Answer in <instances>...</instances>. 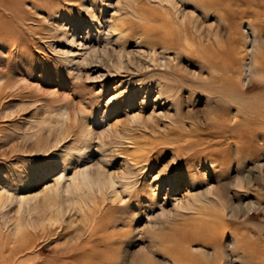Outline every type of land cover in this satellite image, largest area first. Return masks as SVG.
I'll list each match as a JSON object with an SVG mask.
<instances>
[{
  "label": "rangeland",
  "instance_id": "374dc122",
  "mask_svg": "<svg viewBox=\"0 0 264 264\" xmlns=\"http://www.w3.org/2000/svg\"><path fill=\"white\" fill-rule=\"evenodd\" d=\"M147 1L136 0L164 14L158 0ZM171 1L178 8L175 21L186 23L189 18L184 15L191 12L194 19L201 16L205 29L212 26L213 42H225L232 34L242 40L243 30L250 33L246 20L251 18L256 31L264 35V16L257 19L250 13L255 0H163L172 11ZM1 2L0 250L4 264H173L170 251L177 249L202 261L193 250L202 245L209 248L208 239L181 245L174 230L197 221L201 209L222 214L218 202L212 204L200 193L212 184L227 200L234 190L228 186L231 178L244 174L256 160L264 161V139L252 133L257 124H247L243 114L238 121L242 126L232 121L236 110L230 98L235 87L210 80L228 69L207 64L194 52L198 37L193 32V41L168 39L170 48H161L164 32L144 30L164 27L163 19L148 18L140 10L134 14L129 7L133 0ZM242 8L248 12L240 13ZM107 22L120 30L116 40L105 36ZM57 23L68 31L66 37L54 30ZM170 26L176 32L181 29ZM237 46L250 47L241 42ZM104 47L106 53L101 52ZM59 49L76 54L65 60ZM120 49L131 51V57L120 55ZM152 53L156 63L150 60ZM163 58L170 59L167 67L157 65ZM140 62L147 68L135 69ZM122 64L127 68L119 71ZM158 78L165 89L161 96L156 91ZM243 82L242 99L253 101L262 94L255 80ZM206 87L212 92L207 93ZM85 168L100 169L105 187L95 189L97 202L89 201L91 208L83 213L68 208V196L85 191L92 198L86 188L77 189L79 172ZM45 191L57 195L59 207L53 209L61 211L60 225L53 224L46 235L31 229L36 235L34 248L10 252L19 244L12 234L17 225L39 220ZM256 194L263 205L264 189L252 187L247 192ZM241 198L246 200L244 195ZM260 214L261 210L250 211L255 229L264 228Z\"/></svg>",
  "mask_w": 264,
  "mask_h": 264
},
{
  "label": "bare ground",
  "instance_id": "6f19581e",
  "mask_svg": "<svg viewBox=\"0 0 264 264\" xmlns=\"http://www.w3.org/2000/svg\"><path fill=\"white\" fill-rule=\"evenodd\" d=\"M2 1H4V0H2ZM37 1H39V0H37ZM133 1H134L133 5L132 4L129 5L131 12L136 14V13H138L137 11L140 10L139 12L142 11L143 13H145L146 15L149 16L148 18H152V19L156 18V17L162 18L164 23L166 25H168L166 27L165 24H163L164 27H162V28L161 27L160 28L154 27V28H150V29L148 28V29L144 30L146 34L147 33L151 34L152 32H155L157 29H161L164 32V36L166 37L165 38L166 40L162 41L161 48H164V49L170 48L169 45H171V42H169L168 39H174L175 38L178 40L183 39L185 41H187V40L193 41L194 38L190 37V34H191L190 32H193L195 35H197L198 44H196V49L194 50V52L198 53L201 56V58L204 59V61L207 64H220V65L222 64L224 66V67H222L223 69H228V71L223 70L220 76L218 75L217 77L210 78V80L212 79L215 82L221 81L223 84H227V85L235 87L234 94L230 98V100L233 102V105H234L235 110H236L234 117H231V118H233L232 121L234 123L235 122L237 123L241 119L240 114H243L244 118H242V119H246V121H248L247 124H251V123L257 124V127L254 128L252 133L256 134V135L260 134L262 139H264V35H261V33H260L261 31L260 32L256 31V27H255L256 24L254 22L252 23V20H251L252 18L250 20L249 19L246 20V23H247L246 26L249 27L250 33H248L249 31L246 32V30H243L242 31V35H243L242 40H238L232 34V36L229 38V40H226L225 42H223L222 40H217L216 42H213V41H211L212 26L211 25L207 26V29H205L204 24H203L204 21L201 22V20H200L201 16H200V19L198 17H197L198 19L197 18L194 19V13L191 12L190 14L184 15L185 19L189 18V20L186 23L183 19H181L180 22L175 21L176 18H178V16H177L178 15L177 14L178 8L175 5L174 1L170 2L172 7L174 8V10L171 11L169 8H167L166 6H164L162 4L163 0H158L160 7L164 9V14H162L161 12H156L155 10H152L150 7H146L144 4L139 5L138 2H136V0H133ZM145 1H147V0H145ZM255 2H256L255 3L256 7H254V9H252L250 11V13L254 18L260 19L264 16L263 15L264 14V10H263L264 9V0H255ZM34 3H35V1H34ZM153 3H154V1H153ZM0 5H3V2H1V0H0ZM124 8H126L125 5H124ZM84 9H86L87 12H91V10L87 9L86 7ZM52 11H54V10H52ZM161 11H162V9H161ZM131 12L128 11V13H131ZM239 12L242 14H245L246 12H248V10L245 8H242L241 11L239 10ZM52 14H55V13L52 12ZM91 15L94 16L93 13H91ZM206 16H207V13H206ZM142 19H144V18H142ZM202 19H203V17H202ZM3 21H4V19H0V25L3 23ZM99 23H102V22H99ZM106 24H107V26H106L107 29L105 30V34H106L105 36H107L108 40L113 39V38H114V40H116L117 38H119L121 33H120V30L118 31L117 25L115 23L109 24L108 22ZM173 24L177 28H181L179 32H176L175 30H173L171 28L170 25H173ZM62 26L63 25L58 24L57 27L54 28V30L58 34H62L64 37H66V35H68V33H67L68 31L65 30ZM79 27L83 28L84 24H80ZM174 29H175V27H174ZM235 29H237V28H235ZM116 30H117V32H114ZM232 31H235V30H232ZM70 35L72 36L73 34H70ZM213 35L215 38L218 37L219 32L217 29H216V31L213 32ZM52 36H55V35H52ZM197 37H196V40H197ZM215 38H214V40H215ZM73 42H74L73 38L68 39V43L72 44ZM240 42L244 43V44L249 43L250 47L248 49L244 50V49L237 46ZM89 47H93V46L91 45ZM93 48H96V46H94ZM96 50H97V48L93 49L94 52ZM69 51L70 50H60L59 49V52L64 55L65 60H68L71 55L76 54V52H72V54H70ZM106 51H107V49L105 47L102 48V50H101L102 53H106ZM191 51H193V50H191ZM130 53H131V51H124V50L120 49V55L121 54L125 55V58H130L131 57ZM153 54H155V53H152L153 57H151L150 60L153 63H156L157 62V60H156L157 56L155 55L156 56L155 57ZM72 59L73 58H70L69 60H72ZM164 59H166V58H163V60L158 62L157 65L167 67L166 63H168L170 61V59L169 60L167 59L168 61H166ZM132 63H134V62H132ZM237 64H238V66L236 67L235 65H237ZM135 65H136L135 69H141L142 70V68H145V67L147 68V66L143 65V63H141V62L138 64L135 63ZM117 68L120 71L121 68H127V67L125 64H122V65H119ZM212 76H214V75H212ZM200 79H201V77H200ZM248 79H250V81H251V79L255 80L258 83V85L260 84L259 87L262 89L261 91H263L262 94L257 99H255L253 101H250V100L247 101L245 99H242V97L240 96V94H242V95L244 94V91H245L244 89H246V87H244L245 83L243 82V80H248ZM173 82H175V79ZM173 82L171 84H174ZM161 83L162 82H160L159 78H158V80H156V88H157L156 91L160 93V96L165 91V89L162 90ZM177 86H176V88H177ZM163 87L165 88V85H163ZM168 87H169V84H168ZM218 89H219V87H218ZM212 90H214V89H212ZM210 91L211 90H209L207 93H209ZM217 91H215V92H217ZM176 93H177V91H176ZM169 94H170V92H169ZM223 95H225V94H223ZM226 97H227V95H226ZM228 105H231V104H228ZM229 107H231V106H229ZM166 114H167V112H166ZM165 117H166V115H165ZM254 117H258V119L253 120L252 118H254ZM169 118L172 119V116ZM255 120H256V122H255ZM235 124L233 126H235ZM238 124H239V122H238ZM227 125L229 126V124H227ZM219 126H221V125H219ZM240 126H242V125H240ZM235 127H238V126H235ZM231 128H233V127H231ZM232 131L235 132L236 130L234 131V129H233ZM232 135H233V133H232ZM239 151H240L239 148L236 147L235 152L238 153ZM260 157H261V155H260ZM87 169H88L87 172H83V170H81L79 172V176H78V178H79L78 183L79 184H78L77 189L81 190L83 188H86V190H88L90 192V194L92 195V198L90 199L89 196L84 195L85 191L82 193H76L73 196H68V208H70V206H71L72 208H74L76 210V212H83L84 213V211L86 209H89V207H90L89 201H90V203L94 202V204H95L97 202L96 195H95V189L101 190L105 187V179L102 176L103 172L98 168H97V170L96 169H89V168H87ZM244 170H245L244 174H241L239 176L234 175L235 177H232L231 180L228 182L229 188H233L234 190H233V192H231L228 195L227 200H223L221 198V196L218 193L217 188L212 184H208L206 186V188L204 189V191L200 193V195L205 197V199H207V197H208V201L210 203L214 204L215 202H218L222 208V214H217V213L214 214L215 212H210L206 208L201 209L199 211V216L196 218L197 221L190 223L189 226H187V225L182 226L180 228V231L174 230V234L177 236V239L179 241L178 244H181V245H183L184 243H187L189 245V243L191 241L203 239L204 237H206L208 239V241L210 243L209 248L208 247L203 248L204 245H202V247L195 248L193 250V251L199 252L202 255L203 260L200 262L194 261L195 259L189 258L188 256L185 257V255L183 254L184 253L183 250L177 249V251H173V252L170 251L171 258L173 260V264H264V232H263L264 228L263 229H255V227L252 226V225H255V222L253 221L252 216H250L251 210H261L260 219L264 223V204L263 205L261 204V202H260L261 200L257 197V194H256V196H248L247 195V192L249 190H251L252 187H253V189L254 188L264 189V161L256 160L255 163H253L252 167L250 166V168H246ZM255 181L259 184H255ZM230 190H232V189H230ZM53 192L54 191H50V192L45 191V194L43 197L44 207H43V209H40L42 211L39 210L41 213L40 212L38 213L35 211L36 213H38V216H36V217H38L37 219H39V220L37 222H35L33 220L34 219V217H33L32 220L35 223L28 221L24 225H19V224L17 225L15 233L13 232L12 234L14 235L15 240L19 244L15 245V247L13 246V249H9L10 252H11V250H12V252L14 251V253L31 251V249L34 248V246H35L34 245V239H35L36 235H34V233L31 231V229H33L35 232L40 231L42 234L46 235V233L47 234L49 232L51 233V231L53 230V227H52L53 224L58 223L60 225V223H61V221H60L61 220V216H60L61 211L58 208L59 203L57 202V199H56L57 195L54 194ZM243 195L245 198L248 196L246 198V200H243L244 198H241ZM22 199L23 200H30L28 198L26 199L25 197H22ZM57 204H58V207L53 209V207H55L54 205H57ZM202 208H204V207H202ZM32 216H34V215H32ZM232 222H235L236 225L233 226ZM248 224H250L252 227L251 228L248 227L247 226ZM226 233H228V238L225 240V234ZM41 236H40V238H41ZM48 242H46V244ZM1 243H2V241H1ZM8 244H9V242L7 243V245ZM74 245L79 246V242H76ZM4 247L2 249H4ZM188 252L191 255V252L190 251H188ZM1 253L3 254V251L0 250V264H2V263L4 264L5 259H3V258H5V257ZM13 256L14 255H12V257ZM23 257L25 259V256H23ZM24 259H23V261H25ZM17 260H18V258L16 259V261ZM147 264H153V263L150 262Z\"/></svg>",
  "mask_w": 264,
  "mask_h": 264
},
{
  "label": "snow or ice",
  "instance_id": "6c2138e0",
  "mask_svg": "<svg viewBox=\"0 0 264 264\" xmlns=\"http://www.w3.org/2000/svg\"><path fill=\"white\" fill-rule=\"evenodd\" d=\"M87 171H88V169H86V168H85V169H83V172H87Z\"/></svg>",
  "mask_w": 264,
  "mask_h": 264
}]
</instances>
